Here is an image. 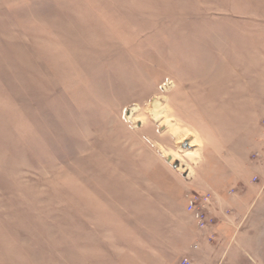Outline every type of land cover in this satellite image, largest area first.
Returning <instances> with one entry per match:
<instances>
[{"label": "rangeland", "instance_id": "1", "mask_svg": "<svg viewBox=\"0 0 264 264\" xmlns=\"http://www.w3.org/2000/svg\"><path fill=\"white\" fill-rule=\"evenodd\" d=\"M194 196L205 257L180 254ZM164 242L264 261V0H0V264Z\"/></svg>", "mask_w": 264, "mask_h": 264}, {"label": "crops", "instance_id": "2", "mask_svg": "<svg viewBox=\"0 0 264 264\" xmlns=\"http://www.w3.org/2000/svg\"><path fill=\"white\" fill-rule=\"evenodd\" d=\"M200 188H202L200 190H207L208 185L206 184V182H203V184H201ZM211 191L213 192V196H212L211 200L216 201L217 200L216 194L213 190H211ZM191 216L194 219V225L191 227L192 232L187 233V237L181 239L182 243H181V245H179V248L181 250L180 254L183 256H187V255H189L190 252L193 253L194 252L193 249H195V250H200L203 253V256L205 257V255L209 254V251H210L209 250V244H208L209 242H208L207 238L211 234V230H212V229H210L211 226L200 227L196 213H192ZM164 245L166 246L167 244L164 242L156 250L153 249V251H156V254H157L156 255V258L158 259L157 264H161V263L164 264L163 258L166 257L163 253V251H164L163 249L166 250V248H164ZM190 248L191 249L193 248V249L190 250ZM224 252L221 253V255H220L221 257L223 256ZM190 256H192V255H190ZM263 262L264 261L258 260L257 264H262ZM173 264H176V263H173Z\"/></svg>", "mask_w": 264, "mask_h": 264}, {"label": "built area", "instance_id": "3", "mask_svg": "<svg viewBox=\"0 0 264 264\" xmlns=\"http://www.w3.org/2000/svg\"><path fill=\"white\" fill-rule=\"evenodd\" d=\"M196 199H197V197L194 196V200H193V202H191V203H189V204L187 205V211H189V212H194V211H195V206H194L193 203H194V201H195ZM203 200H204V201L208 200V195L205 196V197L203 198ZM195 213H196L197 218H198V221H199V226H200V227L204 226V223H205L204 220H203V218H204V214H202L201 211H198V210H196ZM210 221H211V220H210ZM181 264H189V261L187 260V258H183L182 261H181Z\"/></svg>", "mask_w": 264, "mask_h": 264}, {"label": "bare ground", "instance_id": "4", "mask_svg": "<svg viewBox=\"0 0 264 264\" xmlns=\"http://www.w3.org/2000/svg\"><path fill=\"white\" fill-rule=\"evenodd\" d=\"M155 113H156V112H155ZM155 115H156V114H155ZM155 115H154V116H155Z\"/></svg>", "mask_w": 264, "mask_h": 264}]
</instances>
